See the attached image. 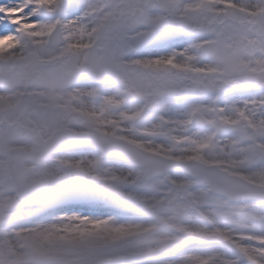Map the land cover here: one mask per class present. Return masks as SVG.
<instances>
[{
    "label": "snow or ice",
    "instance_id": "1",
    "mask_svg": "<svg viewBox=\"0 0 264 264\" xmlns=\"http://www.w3.org/2000/svg\"><path fill=\"white\" fill-rule=\"evenodd\" d=\"M0 264H264V0H0Z\"/></svg>",
    "mask_w": 264,
    "mask_h": 264
}]
</instances>
